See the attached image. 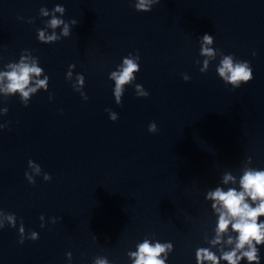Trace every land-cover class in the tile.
Listing matches in <instances>:
<instances>
[{"label": "water", "instance_id": "water-1", "mask_svg": "<svg viewBox=\"0 0 264 264\" xmlns=\"http://www.w3.org/2000/svg\"><path fill=\"white\" fill-rule=\"evenodd\" d=\"M55 3L78 23L67 37L39 42L36 28L47 17L38 9ZM204 32L214 47L249 60L253 78L233 89L216 75V61L198 71L193 60ZM22 48L39 57L49 87L27 106L0 95L8 107L0 123L9 121L0 129V208L39 236L18 243L16 228L5 224L0 264H68L66 251L71 264H91L97 254L128 264L126 250L146 233L172 241L168 264H195L193 250L212 222L203 191L247 155L264 166V0H159L147 12L129 0H0V64ZM134 50L136 82L149 95L137 97L126 85L117 105L107 73ZM70 62L85 76L87 100L64 78ZM105 108L118 118L108 119ZM28 158L51 179L28 183ZM260 249L264 264V243Z\"/></svg>", "mask_w": 264, "mask_h": 264}, {"label": "clouds", "instance_id": "clouds-1", "mask_svg": "<svg viewBox=\"0 0 264 264\" xmlns=\"http://www.w3.org/2000/svg\"><path fill=\"white\" fill-rule=\"evenodd\" d=\"M136 11H150L159 0H129ZM65 6L55 3L51 8L41 5L37 15L47 17L42 20L43 27L36 28V39L42 43H53L62 37L70 35L72 26L78 23L75 18H64ZM17 19H25L17 16ZM27 22L32 23L35 17H27ZM59 29V31H57ZM199 45L197 57L193 63L198 64V71L206 72L211 61H216L214 69L216 75L225 85L233 89L240 87L253 78V68L247 59H241L232 52L225 53L221 48L214 47V37L209 32L198 34ZM255 56V50L252 51ZM139 52L129 51L121 56L118 63L108 71L107 78L112 82L111 92L114 102L121 104V98L125 86L130 85L137 97H147L148 90L139 82H136V73L140 70ZM75 63L70 62L64 73V78L71 82V87L78 92L83 100H87L84 88L85 76L82 72H73ZM184 81L190 76L186 72L180 73ZM49 75L39 62V57L33 54V50L22 48L18 57L0 64V95L3 101L9 96H16L21 104L27 106L32 95L38 90L48 91ZM52 93L48 92V99H52ZM2 101V102H3ZM0 102V104H2ZM8 111L7 104L0 106V115ZM108 119L115 121L118 113L111 108H105ZM9 124L5 120L0 123V129ZM149 132L157 131L155 121L147 124ZM28 183L34 184L35 177L41 176L43 180L51 179V174L42 170L41 165L32 158L27 159V167L23 172ZM203 199L208 201L211 210V230L202 233L204 244L197 245L193 250L195 264H253L261 260L260 246L264 243V166L253 164L251 155H247L240 162L238 168L225 169L219 174V179L214 186L207 187L203 191ZM56 216H50L48 220L55 223ZM40 227L45 226L43 213L39 215ZM7 224L16 228L18 243L25 239L36 240L39 233L29 228L25 230L23 218H18L16 213L0 208V229ZM96 239V236H93ZM171 240H160L155 233H146L137 240L134 249L126 250L128 264H168L169 253L173 251ZM68 264H71V251L65 252ZM91 264H115L102 254L94 255Z\"/></svg>", "mask_w": 264, "mask_h": 264}]
</instances>
